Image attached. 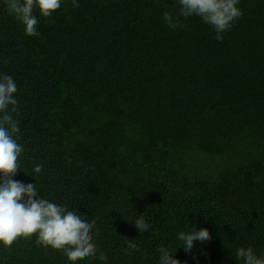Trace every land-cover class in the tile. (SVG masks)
Instances as JSON below:
<instances>
[{"label":"trees","instance_id":"1","mask_svg":"<svg viewBox=\"0 0 264 264\" xmlns=\"http://www.w3.org/2000/svg\"><path fill=\"white\" fill-rule=\"evenodd\" d=\"M76 4L34 8L28 36L0 0V77L17 86L24 149L12 179L95 220L96 257L75 264H159V247L181 264L264 255V0H239L222 42L178 0ZM193 225L211 239L185 252ZM0 264L72 262L33 235L0 244Z\"/></svg>","mask_w":264,"mask_h":264},{"label":"clouds","instance_id":"2","mask_svg":"<svg viewBox=\"0 0 264 264\" xmlns=\"http://www.w3.org/2000/svg\"><path fill=\"white\" fill-rule=\"evenodd\" d=\"M239 0H178L181 6L180 14L184 18L192 15L199 16L204 22L213 26L216 31L215 39L223 41L221 33L227 31L231 22L242 15L236 7ZM76 4V0H73ZM61 0H6V7L25 26L28 36H38L36 30L38 19L33 15V9L38 8L43 17H49L59 9ZM163 19L168 26L176 29L179 26L177 18L169 12H164ZM17 86L13 78L7 74L0 77V244L11 247L20 237L37 236V244L63 251L68 261L75 264L78 260L87 257H96L97 246L93 242L92 230L95 220L88 222L75 211L68 210L67 206L56 203L38 195L36 183L27 185L12 179L20 169L18 158L24 151L17 141L20 138L19 120L14 119L12 113H17L18 101L14 96ZM71 162V161H69ZM43 165H36L34 174L42 171ZM35 178V176L33 175ZM136 228L143 233L149 230L143 215L134 222ZM98 234V233H97ZM178 239L185 252L193 249L194 241L206 242L211 239L209 230L193 225L190 232H181ZM128 247L138 250L134 240H130ZM159 264H181L165 247H159ZM100 260H106L101 253ZM236 260L243 264H264V255L257 256L251 246L239 248L236 251Z\"/></svg>","mask_w":264,"mask_h":264}]
</instances>
